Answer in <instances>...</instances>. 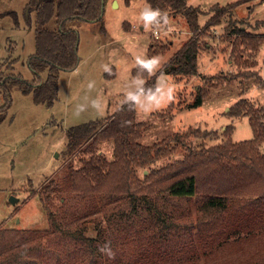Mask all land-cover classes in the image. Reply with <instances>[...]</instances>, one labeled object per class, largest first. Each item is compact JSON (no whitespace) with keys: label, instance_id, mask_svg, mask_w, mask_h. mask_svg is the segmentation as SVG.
Wrapping results in <instances>:
<instances>
[{"label":"rangeland","instance_id":"rangeland-1","mask_svg":"<svg viewBox=\"0 0 264 264\" xmlns=\"http://www.w3.org/2000/svg\"><path fill=\"white\" fill-rule=\"evenodd\" d=\"M28 2L0 0V73L17 75L25 80L33 78L28 67V57L35 49V12L29 11ZM187 4L199 6L203 11L198 19L200 30L197 35L201 50L196 75L173 76L167 71L160 73V69L191 36L181 14L171 15V26L159 29V38H154L152 31L146 30L139 18L141 10L149 6L146 0H106L101 20L73 18L65 23V27L78 32L77 55L80 61L77 72H59L58 98L53 108L34 103L32 94L23 93L17 81L7 80L5 86L10 101L0 120V227L50 228V220L37 192L42 184L59 174L67 163L78 166L82 160V155L77 151H67L65 129L90 120L104 121L130 100L128 93L140 97V102L134 100V105L135 120L144 126L138 140L142 144L151 145L174 132L183 133L194 128L201 131L200 137L192 136L188 140L195 149L218 145L228 137L233 141L253 137L247 115L231 117L227 113L241 98L254 107L264 105V35L259 33L264 31V0H187ZM216 4L229 5L231 10L223 13L220 23L209 26L207 22L215 13L212 9ZM7 11L15 12L17 23L11 14H5ZM126 22L131 25L129 34L125 30ZM48 26L53 28L55 25L50 22ZM234 27H241L249 34L261 37L256 50L243 51L242 59L253 64L250 69L244 68L242 63L237 64L230 55L238 36L231 32ZM151 44L165 48L157 49L158 52L152 54L149 53ZM137 57H158L161 61V66L150 74L155 77L152 90L142 91L150 78L132 74V70L140 65L136 63ZM105 65L110 71H105ZM241 73L250 75L240 76ZM161 75L165 78L159 83L157 78ZM141 80L144 82L140 83ZM90 82L94 85L91 89L88 87ZM158 85L165 90L173 87V99L166 106L147 113L146 109L151 110L155 104L154 101H148L147 97L159 95L156 92ZM199 87H204L207 94L201 104L190 106ZM5 101L0 86V106ZM78 105H84L86 110L77 114ZM205 130L210 132L206 136L203 134ZM258 150L264 152V143ZM101 151L111 159L112 141H103ZM183 153L184 149H179L172 156L162 158L151 166L180 158ZM137 173L142 177V174L147 173V168L139 167ZM249 187L256 190V193L236 197L231 217L240 215L248 218L249 221L245 223L254 227V235L245 237L243 232L237 242L223 244L206 256L192 255L189 260L183 258L184 264H264V195H261L264 194V174L254 179ZM11 197L15 198L14 202ZM196 213L194 210L191 220ZM68 219L69 214H66L62 220L63 230L66 229ZM88 220L92 221L70 227L71 233H74L76 227L87 225L84 234L95 237L99 227L105 238L102 247H111L117 256L124 250L119 259L128 260L129 252L137 253L145 244V233H140L139 224L133 230H119L114 225L110 227L109 215L103 212L92 215ZM181 221L186 222V217ZM177 238L173 236L174 240ZM41 239L46 250L45 264L58 261L62 264H84L87 259L75 251L79 241L70 235L68 237L65 234L62 238L59 236L56 240L52 235L54 243L51 246L46 245L43 236ZM169 239L160 246L162 253H166L173 245H182L184 250L190 246L188 235L179 237V242L172 241L171 237ZM127 241L128 244L133 242L134 246L125 245ZM194 244L199 248L198 242ZM102 260L123 264L114 258ZM164 263L155 261V264Z\"/></svg>","mask_w":264,"mask_h":264},{"label":"trees","instance_id":"trees-1","mask_svg":"<svg viewBox=\"0 0 264 264\" xmlns=\"http://www.w3.org/2000/svg\"><path fill=\"white\" fill-rule=\"evenodd\" d=\"M146 1L153 9L167 12L169 17L181 14L191 33L159 72L167 71L173 76L196 75L201 50L197 35L200 30L198 19L203 11L199 6L188 5L187 0ZM105 2L29 0V11L35 12V49L28 57L33 78L25 80L17 75L0 73V86L6 98L0 106V120L10 101L5 86L8 79L17 81L23 93H31L34 103L46 107L53 105L58 96L59 72L75 69L80 61L77 55L78 32L65 27V23L73 18L101 20ZM212 10L215 13L208 19L209 26L220 23L223 13L231 9L229 5L216 4ZM7 13L17 23L15 12ZM50 22L55 25L53 28L48 26ZM231 32L238 36L230 55L237 64L242 63L244 68L250 69L253 64L242 59L243 51L256 50L261 37L253 36L241 27H234ZM156 45H150L149 53L154 54L158 52L157 49L165 48ZM132 74L150 78L142 91L152 90L155 77H151L147 68L137 65ZM206 94L204 87H199L195 99L189 105L201 104ZM135 114L134 100L130 99L104 121L90 120L65 129L67 151H77L82 155V160L78 166L67 163L59 174L42 184L37 192L50 220V228L0 227V264H45L46 250L42 236L47 246L54 243L52 235L55 240L65 234L72 236L79 241L75 251L87 257L84 264H98L100 259L111 258L123 264H155L156 260L164 263L173 262L174 259L176 262L172 264H184L183 258L189 260L192 255L206 256L223 244L237 242L243 232L245 237L254 235V227L245 223L249 221L248 218L240 215L231 217V213L234 214L233 200L240 195L256 193L249 187L250 183L264 174V152L258 150L264 143V105L254 107L241 98L227 113L231 117H249L253 131L251 139L233 141L228 137L218 145L202 149L192 148L188 141L192 136H201L199 128L183 133L174 132L151 145L142 144L138 140L144 126L135 120ZM226 131L227 127L224 133ZM209 133L203 131L205 136ZM105 140L112 141L111 159L101 151V144ZM179 149H184L180 158L151 166L162 158L172 156ZM139 167L147 168V173L142 174V177L137 173ZM192 198L194 201H191ZM194 210L197 213L191 220ZM99 212L108 213L110 227L114 225L119 230L129 231V228L133 230L139 224L140 233H145V244L137 253L129 252L128 260L119 259L124 250L118 256L114 254L108 257L107 249L112 253L113 249L107 245L101 246L105 238L99 227L95 237L84 234L87 225L76 227L71 233L70 227L92 221L88 219ZM66 214H69V219L63 230L62 220ZM185 217L186 222H179ZM186 235L190 243L186 250L182 245H173L166 253L161 252L160 246L170 240L169 237L179 242L178 238ZM173 236L178 238L174 240ZM194 242H198L199 248L195 247ZM125 245L132 247L133 242L128 244L127 241ZM101 248L104 250L101 251ZM101 264L114 263L102 260Z\"/></svg>","mask_w":264,"mask_h":264},{"label":"clouds","instance_id":"clouds-1","mask_svg":"<svg viewBox=\"0 0 264 264\" xmlns=\"http://www.w3.org/2000/svg\"><path fill=\"white\" fill-rule=\"evenodd\" d=\"M139 18L141 22L143 23V26L145 27L146 30H151L153 32L164 28L165 26L170 27L171 26V21L169 19V16L167 12H164L160 9H153L150 5L144 7L139 15ZM161 19L163 20V23L161 24ZM153 25H157V27H154ZM137 64L142 65L144 68H147L149 70V74H153L155 72V69L159 68L161 66V61L158 57H152L148 59H143L140 57H137L136 60ZM105 71H110V69L107 67V65L104 66ZM144 81L141 80L140 83H143ZM93 83L90 82L88 87L91 89L93 87ZM173 87H168L166 90L162 88L161 86H157L156 92L159 93L157 96L156 94L150 95L147 97L148 101L150 102H155L153 108L151 110L146 109V112H150L152 110H158L164 106L168 102H170L173 99ZM128 98L136 100L137 102H140V97L138 95H132L131 93H128ZM95 104V101L93 102ZM86 110V107L84 105H78L77 106V114L80 112H83ZM101 251L104 249L101 248ZM109 256L112 257L114 256L111 251H109Z\"/></svg>","mask_w":264,"mask_h":264},{"label":"crops","instance_id":"crops-1","mask_svg":"<svg viewBox=\"0 0 264 264\" xmlns=\"http://www.w3.org/2000/svg\"><path fill=\"white\" fill-rule=\"evenodd\" d=\"M132 26H134V25H132ZM131 25L128 23V22H126L125 23V30H126V33L127 34H129L128 32H131ZM261 35H264V31H261V32H259ZM230 63V61L228 60V64ZM72 72H77L78 71V65H77V67L75 68V69H73V70H71ZM70 71V72H71ZM166 76V75H165ZM163 78H165L164 77V75H161V76H159V78H157V80H158V82L160 83V82H162L163 81ZM57 81H58V78H57ZM57 98H58V96H57ZM57 100V99H56ZM55 100V101H56ZM55 101H54V103H53V105L52 106H54L55 105ZM50 107V108H53V107ZM248 264H250V262L248 263ZM253 264V263H252Z\"/></svg>","mask_w":264,"mask_h":264},{"label":"built area","instance_id":"built-area-1","mask_svg":"<svg viewBox=\"0 0 264 264\" xmlns=\"http://www.w3.org/2000/svg\"><path fill=\"white\" fill-rule=\"evenodd\" d=\"M152 35L154 36V38H159V31L158 30L155 32L152 31Z\"/></svg>","mask_w":264,"mask_h":264},{"label":"water","instance_id":"water-1","mask_svg":"<svg viewBox=\"0 0 264 264\" xmlns=\"http://www.w3.org/2000/svg\"><path fill=\"white\" fill-rule=\"evenodd\" d=\"M10 199H11V201H12V202H14V201H15V198H14V197H11Z\"/></svg>","mask_w":264,"mask_h":264}]
</instances>
